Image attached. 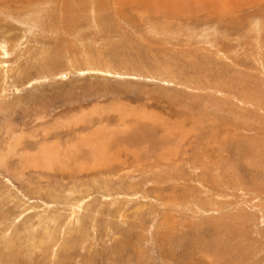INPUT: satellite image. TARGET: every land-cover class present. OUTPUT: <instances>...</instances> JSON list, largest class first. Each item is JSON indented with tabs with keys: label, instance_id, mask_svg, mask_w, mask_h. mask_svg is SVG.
<instances>
[{
	"label": "rangeland",
	"instance_id": "obj_1",
	"mask_svg": "<svg viewBox=\"0 0 264 264\" xmlns=\"http://www.w3.org/2000/svg\"><path fill=\"white\" fill-rule=\"evenodd\" d=\"M0 264H264V0H0Z\"/></svg>",
	"mask_w": 264,
	"mask_h": 264
}]
</instances>
